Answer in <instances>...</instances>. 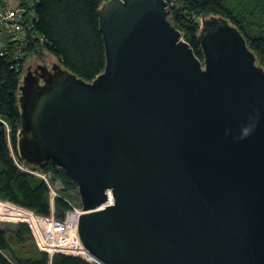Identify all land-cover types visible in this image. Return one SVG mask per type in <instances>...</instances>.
Returning <instances> with one entry per match:
<instances>
[{
  "label": "water",
  "instance_id": "1",
  "mask_svg": "<svg viewBox=\"0 0 264 264\" xmlns=\"http://www.w3.org/2000/svg\"><path fill=\"white\" fill-rule=\"evenodd\" d=\"M98 13L95 80L27 67L20 158L77 185L98 264H264V70L245 37L204 19L201 61L165 0Z\"/></svg>",
  "mask_w": 264,
  "mask_h": 264
},
{
  "label": "trees",
  "instance_id": "2",
  "mask_svg": "<svg viewBox=\"0 0 264 264\" xmlns=\"http://www.w3.org/2000/svg\"><path fill=\"white\" fill-rule=\"evenodd\" d=\"M110 0H38V21L23 48L9 39L0 47V198L49 217L52 203L48 185L37 177L21 172L12 152H18L22 128L20 85L25 64L44 52L56 57L62 67L87 82L95 80L106 67V48L99 27V10ZM221 17L236 26L264 70V0H178L171 8V19L195 56L204 60L199 42L198 19ZM43 39V41H41ZM19 66L22 73L16 71ZM8 126V127H7ZM9 130V131H8ZM25 162V161H24ZM52 174V184L60 183V196L54 201V215L63 219L68 200L77 185L51 162L40 167ZM0 264H91L79 257L42 253L26 224L0 228Z\"/></svg>",
  "mask_w": 264,
  "mask_h": 264
},
{
  "label": "built area",
  "instance_id": "3",
  "mask_svg": "<svg viewBox=\"0 0 264 264\" xmlns=\"http://www.w3.org/2000/svg\"><path fill=\"white\" fill-rule=\"evenodd\" d=\"M165 1L170 10L178 2V0ZM37 2L38 0H21L18 7L10 8L8 0H0V47L3 46L5 39H9L11 42L17 43L19 48H23L31 38H38L33 32L34 24L38 21L35 12ZM203 21L204 18L200 17L198 19L201 29ZM15 69L17 72L22 73L19 66L16 65ZM20 134L21 131L18 136ZM12 156L15 165L21 172L37 177L48 185L52 214L49 217L41 216L33 210L0 198V222L26 224L32 232L38 249L42 253L48 254L50 259L55 255H66L79 257L91 264H98V261L83 245L79 235V223L83 210L81 202L76 203L73 200L66 199L69 210L65 213L63 219H57L53 209L54 201L60 195L52 184V174L44 172L40 167L27 164L20 157H17L14 152H12Z\"/></svg>",
  "mask_w": 264,
  "mask_h": 264
},
{
  "label": "rangeland",
  "instance_id": "4",
  "mask_svg": "<svg viewBox=\"0 0 264 264\" xmlns=\"http://www.w3.org/2000/svg\"><path fill=\"white\" fill-rule=\"evenodd\" d=\"M8 1H9V7H12V8H15L17 5H20V3H21V0H8ZM208 18H210V17H208ZM208 18H204V19H208ZM51 61H55L57 63H60L56 57L49 54L48 52H44V54L42 56H36V57L31 58L25 64V67H24L25 72L22 75V79L25 76V74L27 73V67H29V66H35L37 64H42V66L48 68V70H51L53 67V62H51ZM54 188H55L56 192L58 194H60V190L62 189V185L60 183H57L54 185ZM71 195H72V197L75 198V200H73V201H75L76 203L81 202L78 190H77V192H72ZM7 225L14 226L15 224L14 223H7V222H0V228H3Z\"/></svg>",
  "mask_w": 264,
  "mask_h": 264
},
{
  "label": "flooded vegetation",
  "instance_id": "5",
  "mask_svg": "<svg viewBox=\"0 0 264 264\" xmlns=\"http://www.w3.org/2000/svg\"><path fill=\"white\" fill-rule=\"evenodd\" d=\"M31 68V67H30ZM39 66H37V68H35L34 70H32L34 73H36L37 74V72H39Z\"/></svg>",
  "mask_w": 264,
  "mask_h": 264
},
{
  "label": "crops",
  "instance_id": "6",
  "mask_svg": "<svg viewBox=\"0 0 264 264\" xmlns=\"http://www.w3.org/2000/svg\"><path fill=\"white\" fill-rule=\"evenodd\" d=\"M18 6H19V5H17L16 7H18ZM16 7H15V8H16ZM10 8H12V7H10Z\"/></svg>",
  "mask_w": 264,
  "mask_h": 264
}]
</instances>
